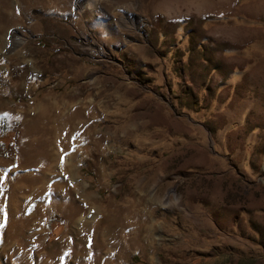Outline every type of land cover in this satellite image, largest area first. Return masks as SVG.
<instances>
[{"label":"rangeland","instance_id":"1","mask_svg":"<svg viewBox=\"0 0 264 264\" xmlns=\"http://www.w3.org/2000/svg\"><path fill=\"white\" fill-rule=\"evenodd\" d=\"M0 264H264V0H0Z\"/></svg>","mask_w":264,"mask_h":264},{"label":"bare ground","instance_id":"2","mask_svg":"<svg viewBox=\"0 0 264 264\" xmlns=\"http://www.w3.org/2000/svg\"><path fill=\"white\" fill-rule=\"evenodd\" d=\"M35 166V165H34ZM39 172V171H38ZM31 177V176H30ZM27 178V177H26ZM30 179V178H29ZM32 180V179H31ZM36 181V180H35ZM30 187H32L31 185H30ZM37 197L39 196V194L38 195H36Z\"/></svg>","mask_w":264,"mask_h":264},{"label":"snow or ice","instance_id":"3","mask_svg":"<svg viewBox=\"0 0 264 264\" xmlns=\"http://www.w3.org/2000/svg\"><path fill=\"white\" fill-rule=\"evenodd\" d=\"M63 151V150H62ZM61 163H63V156L61 157Z\"/></svg>","mask_w":264,"mask_h":264}]
</instances>
